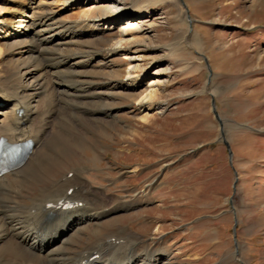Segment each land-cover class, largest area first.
<instances>
[{
	"label": "rangeland",
	"instance_id": "obj_1",
	"mask_svg": "<svg viewBox=\"0 0 264 264\" xmlns=\"http://www.w3.org/2000/svg\"><path fill=\"white\" fill-rule=\"evenodd\" d=\"M45 1L57 12L59 0ZM147 1L152 29L137 46L140 53L131 55L136 61L120 54L113 63L123 71V82L128 64L138 65L134 75L146 76L141 89L151 78L164 81L156 87L151 119L141 120L142 113L131 112L135 106L123 97L117 123L98 129L93 138L88 133V144L56 158L27 193L34 195L65 171L81 170L104 195L140 201L138 208L105 220V233L137 234L139 249L165 248L168 264H264V0L140 4ZM60 12L68 21L81 8ZM69 117L60 115L59 133ZM92 241L87 231L77 248ZM236 246L240 261L233 255Z\"/></svg>",
	"mask_w": 264,
	"mask_h": 264
},
{
	"label": "bare ground",
	"instance_id": "obj_2",
	"mask_svg": "<svg viewBox=\"0 0 264 264\" xmlns=\"http://www.w3.org/2000/svg\"><path fill=\"white\" fill-rule=\"evenodd\" d=\"M1 3L6 6H0V139L9 144L29 140L33 149L20 169L0 177V264H168L165 248L139 249L137 234L104 232L105 220L134 210L140 201L104 195L83 171H65L50 184L42 183L34 195L27 193L56 158L74 152L76 144H88V133L93 138L98 129L114 126L123 97L135 106L131 112L142 113L141 120L151 119L156 87L164 81L151 78L141 89L146 76L134 75L138 65L129 63L123 82L113 59L140 53L137 46L152 29L147 24L152 2L59 0L57 12L42 0ZM77 7L81 13L75 19L61 20L60 11ZM135 12L142 17L133 18ZM64 113L70 116L65 134L55 127ZM65 203L75 206L55 208ZM87 231L93 241L77 248ZM239 249L233 253L236 259Z\"/></svg>",
	"mask_w": 264,
	"mask_h": 264
},
{
	"label": "water",
	"instance_id": "obj_3",
	"mask_svg": "<svg viewBox=\"0 0 264 264\" xmlns=\"http://www.w3.org/2000/svg\"><path fill=\"white\" fill-rule=\"evenodd\" d=\"M210 71V70H209ZM212 110H213V113H214V115H215V118H216V120L219 122V125H220V128H221V133H222V123H221V121H220V119L218 118V116L216 115V113H215V111H214V102L212 101ZM224 144L227 146V148L229 149V146L227 145V143L226 142H224ZM229 157H231V152H230V150H229Z\"/></svg>",
	"mask_w": 264,
	"mask_h": 264
}]
</instances>
